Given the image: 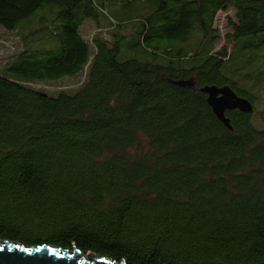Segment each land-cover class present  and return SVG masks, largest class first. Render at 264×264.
<instances>
[{
	"label": "trees",
	"instance_id": "trees-1",
	"mask_svg": "<svg viewBox=\"0 0 264 264\" xmlns=\"http://www.w3.org/2000/svg\"><path fill=\"white\" fill-rule=\"evenodd\" d=\"M123 2L151 13L121 61L134 22L109 0H0V28L26 31L0 72V240L127 264H264V130L237 110L227 128L201 92L229 86L254 105L240 83L264 89V0ZM230 10L233 57L216 50ZM100 20L116 31L88 42ZM80 75L72 93L30 86Z\"/></svg>",
	"mask_w": 264,
	"mask_h": 264
},
{
	"label": "rangeland",
	"instance_id": "rangeland-1",
	"mask_svg": "<svg viewBox=\"0 0 264 264\" xmlns=\"http://www.w3.org/2000/svg\"><path fill=\"white\" fill-rule=\"evenodd\" d=\"M118 1H120V3L115 2V0H109V3H107V10L110 16H112L116 21L119 22H134L132 25H130V27H126L124 29L121 28L119 31V33L127 37L124 39L121 48L120 59L121 61H124L127 59L135 58L130 54V46L135 41L133 35L134 29H136L138 25L135 22L148 13H151V10L146 11L147 7H142L141 4L128 5L123 2L124 0ZM229 19H235V12L233 10H230L229 12H221L216 18L215 27L220 31L221 36V40L218 42L216 50H220L223 47H226L228 54H231V57H233V54L236 51V46L234 43L226 42L225 39L227 33L230 31L228 27ZM37 27L38 26H36V28ZM82 31L84 38L88 42H90L95 35L100 33V31H108L110 33H113L114 31H116V29H113V27L106 21L100 20L98 23L89 21V23L86 24ZM24 33H26L25 30L18 32H9L0 28V72L3 71L9 63L15 61L19 53L24 50L25 47L23 46V42L21 39ZM43 45H45V41H35V45H32V49H41ZM137 59L141 60L139 56H137ZM234 62H236V59H234L231 64ZM237 62H239V60H237ZM260 69H264V62L260 65ZM245 72L256 76L257 70L254 72V70L248 68ZM84 81V76L80 75L76 78H67L60 81L45 82L42 84L34 83L30 84V86L35 89L46 91L50 94H57L60 91L72 93L80 88ZM240 84L241 88H245L249 93L252 94V96L256 97V102L254 103V112L252 114V122L258 130H264V89L255 82L245 81L241 82ZM84 258L88 260L87 255H85Z\"/></svg>",
	"mask_w": 264,
	"mask_h": 264
},
{
	"label": "water",
	"instance_id": "water-1",
	"mask_svg": "<svg viewBox=\"0 0 264 264\" xmlns=\"http://www.w3.org/2000/svg\"><path fill=\"white\" fill-rule=\"evenodd\" d=\"M201 92L207 95V103L215 116L229 129L231 126L226 117L227 112H254L253 103L238 96L229 86H206ZM84 256L77 247L70 252L49 245L27 247L20 243L0 240V264H127L125 261L117 263L90 253L87 254L88 260H85Z\"/></svg>",
	"mask_w": 264,
	"mask_h": 264
},
{
	"label": "bare ground",
	"instance_id": "bare-ground-1",
	"mask_svg": "<svg viewBox=\"0 0 264 264\" xmlns=\"http://www.w3.org/2000/svg\"><path fill=\"white\" fill-rule=\"evenodd\" d=\"M85 258H86V257H85ZM85 258H84V259H85ZM85 260H86V259H85Z\"/></svg>",
	"mask_w": 264,
	"mask_h": 264
}]
</instances>
